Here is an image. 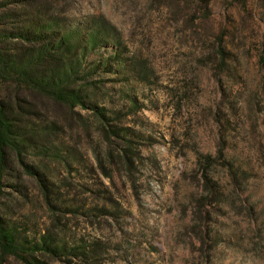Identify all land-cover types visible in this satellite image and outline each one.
I'll return each mask as SVG.
<instances>
[{"label": "rangeland", "instance_id": "1", "mask_svg": "<svg viewBox=\"0 0 264 264\" xmlns=\"http://www.w3.org/2000/svg\"><path fill=\"white\" fill-rule=\"evenodd\" d=\"M1 2L16 14L4 26L32 11L59 34L96 36L80 73L133 158L94 109L34 103L58 126L25 158L49 197L14 163L0 216L27 246L48 236L78 250L36 253L42 264H264V0Z\"/></svg>", "mask_w": 264, "mask_h": 264}, {"label": "trees", "instance_id": "2", "mask_svg": "<svg viewBox=\"0 0 264 264\" xmlns=\"http://www.w3.org/2000/svg\"><path fill=\"white\" fill-rule=\"evenodd\" d=\"M28 1L2 0L1 4L4 7L17 6L29 4ZM14 16L16 14L10 9L0 12V203L5 179L12 174L14 163L34 176L44 198L49 197L50 190L43 172L25 159L27 154H44L49 139L58 130L56 122L39 123L42 113L34 103L40 99L69 112H74L75 108L94 109L105 137H114L123 144V159L130 166L133 158L129 138L120 128L105 127L109 121L105 108L98 107L90 93V85L95 83L90 80L89 73H80L86 55L95 46L96 36L79 39L72 34H59L32 11L28 17L27 14L20 16L23 19H19L16 25H3ZM99 66L96 64L91 71H96ZM107 67L105 62L102 71ZM77 252L53 245L48 236H42L38 243L27 246L18 240L16 230L0 216L2 257L17 256L24 260V264H42L44 261L39 260L36 253L53 259L61 255L74 256Z\"/></svg>", "mask_w": 264, "mask_h": 264}]
</instances>
